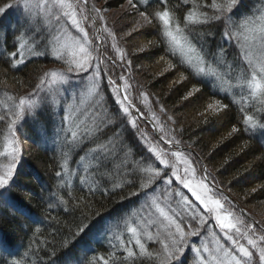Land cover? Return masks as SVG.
Returning a JSON list of instances; mask_svg holds the SVG:
<instances>
[{
  "label": "trees",
  "instance_id": "1",
  "mask_svg": "<svg viewBox=\"0 0 264 264\" xmlns=\"http://www.w3.org/2000/svg\"><path fill=\"white\" fill-rule=\"evenodd\" d=\"M116 1L120 4L128 2V0ZM10 2L12 0H0V6ZM89 2L93 4L95 1L89 0ZM167 2L168 7L175 11L182 26L185 14L194 3L204 5L199 10L207 11L209 16L212 15L211 9L207 7L211 4V0H167ZM260 3H264V0H243L235 15L239 17L249 9L254 10ZM133 5L139 13L146 12L149 15L163 8L159 0H132ZM15 14H17L15 10L9 9L0 17V99L7 107L12 105L9 97L18 98L33 92L40 76L51 66L59 63L52 57L50 51L43 47L47 45L48 36L46 34L35 36L32 33L35 43H39L38 47L44 51L43 55L12 67L6 53L14 50V31L19 27L16 25ZM98 22L100 27L106 22L112 32L120 31L115 25L117 22L112 23L113 26L107 18L102 24L100 20ZM90 24L93 26L91 32L95 31V25L91 20L87 21V26ZM150 27L143 31L146 41L149 42L147 50L143 53L134 51L137 47L132 44L139 39L135 38L139 35L126 39L128 42L126 44L134 47L133 50L115 37L118 46L126 51L125 59L131 61L130 67L122 64L116 57L111 48V37L101 32L103 48L101 49L98 44L96 48H99L101 54L113 57L116 63L105 60L101 64L104 80L102 92L108 99L106 113L108 112V116L113 118L114 122L109 126L101 127L96 134L98 139L89 136L71 152L66 143L57 145L59 138H62L57 135L54 139L55 135L53 136L54 127L60 125L59 115L56 116L58 111L45 99L41 100L42 103L35 117L26 115L17 125L16 132L22 153L13 181L10 182L8 189L0 194V201L5 199L2 203L6 204H0V232L11 237L13 255L9 256L7 252L0 251V264H6V261L13 258L22 260L23 264H89L94 256L101 255L109 258L110 264H158L154 255H137L132 260L125 256L122 249L111 247L105 239L99 242L91 241L97 236L94 234L95 230L85 235H76L77 226L82 219L88 218L92 224H96L99 219L109 217L112 223L117 220L122 221L139 208L144 200V194L140 192L139 195H131L139 190V179L132 171L135 165L131 162L143 161L163 169L148 152L145 144L156 142L153 144L160 149H167L165 143L157 138L153 128L141 120H137V127L133 128L128 123L127 117L122 113L118 114V105L114 101L107 77L111 76L118 82L117 77L121 73L131 85L127 90L129 99L155 123L162 139L166 142L173 140V144L179 141L177 145L195 151L200 159L195 160L193 153H188L193 159L195 158L192 160L197 164L198 174L202 175V164H204L211 181L231 197L230 200L235 206L233 210L240 215L239 210L243 208L256 221L257 228L259 225H264L247 207V204L264 202V135L259 131L253 134L244 130V114L232 102L233 97L239 99L241 95H247V89L242 90L236 86L237 89L233 88L226 94L210 80L194 75L192 70L180 62L179 55L169 51L159 34L155 20ZM220 33V23L212 22L193 29L191 35L193 42L198 41L197 47L202 46L206 58L214 65L215 58L223 47V62L219 71L236 85L237 72L240 68L246 69V62L241 58L242 53L235 43H225ZM161 58L167 64L174 65L171 68L177 73L187 77L184 79L185 82L175 81L171 73L162 75L157 65ZM121 83L123 84V81ZM193 87L199 88V91L185 99ZM144 94L147 95V102L144 100ZM216 100L228 107L219 113L206 111L205 107ZM161 106L164 111H161ZM5 108L0 109V114H5ZM244 108L247 114L264 123V111H258L259 104L248 101ZM187 109H190V122L185 118ZM7 123V119L0 121V150L8 135ZM161 125L163 132L159 130ZM233 127L239 128L240 131L233 133ZM110 139L116 144L115 151L108 158L101 157L99 164L102 167H98V161L93 159V153L89 149L94 148L98 143H107ZM62 152H70L71 172L79 168L80 156H84L85 159L91 156L86 160L90 164L89 170L84 172L80 169L77 176H70L71 181L67 175L63 178L57 177L56 173L61 171L59 165L63 162ZM125 158L131 166L121 164ZM3 164L4 159L0 157V165ZM84 173L88 176L87 181L90 182H81V178L85 177ZM114 184H120L122 187L114 188ZM160 185L162 181H157L153 188ZM151 190L148 189L149 192ZM252 190L255 192L250 194ZM214 193L220 198L217 191L214 190ZM50 197L55 200L49 199ZM61 198L64 202H61ZM241 199L245 202L243 203ZM224 203L228 208L229 204ZM97 212L101 217L95 216ZM243 219L245 223H252L244 216ZM208 221L209 218L200 227L198 236L204 233ZM187 222L189 221L186 220ZM192 224L194 228L198 226L196 222ZM146 248L152 254L161 251L157 243L148 244ZM194 261L192 252L186 249L181 260L173 264H194ZM254 263L260 264L259 256L254 255Z\"/></svg>",
  "mask_w": 264,
  "mask_h": 264
},
{
  "label": "snow or ice",
  "instance_id": "2",
  "mask_svg": "<svg viewBox=\"0 0 264 264\" xmlns=\"http://www.w3.org/2000/svg\"><path fill=\"white\" fill-rule=\"evenodd\" d=\"M159 2L163 5L162 10H156L151 15L140 12L143 22L152 25L155 20L159 34L169 51L174 55H179L180 62L192 70L194 75L210 80L214 86L227 94L231 92L233 84L219 71L223 62V47H221L215 58L214 65L212 61L206 58L202 46L197 47L198 41L193 42L191 35L192 30L198 26L212 22L220 23L221 39L225 43H235L242 53L241 58L246 62V69L240 68L237 72L236 86L242 90L246 88L247 95H241L239 99L233 97L232 102L244 114V130L253 134L259 131L261 135H264V123H261L253 115L247 114L244 108L248 101H252L260 105L258 111H264V8L249 9L248 12L237 17L235 12L243 0H211V4L207 5L212 11V15L209 16L207 11L199 10L204 5L194 3L193 7L185 14L182 26L175 11L168 7L167 0H159ZM128 3L132 5V0H128ZM9 9H13L18 13L16 25L19 26L14 31V50L6 53L12 67L24 64L29 56L42 55L43 53L36 51L35 38L32 33L37 32L38 29H51L55 32L52 41L48 42L52 54L57 61H61L66 65V69L63 71H46L40 76L32 93L18 98L9 97L12 100V105L5 108V114H0V121L6 119L8 121V137L5 139L2 150H0V157L7 159L8 162L0 165V190L8 189L10 182L13 181L17 163L22 153L16 128L26 115H32L33 117L37 115L40 108V101L37 97H40L43 93V99H47L49 94H52L54 98V95L59 93L62 86L71 83L69 73H75L79 76L81 73H87L90 69L93 70V76L89 78L87 92L90 97H99L101 64L105 60L111 61L113 64L116 63L113 57L101 54L98 47H93L92 41L89 39V33L84 27V23L89 20L94 25L97 20L105 21L103 12L107 9L102 10L96 7L95 4L90 5L89 0H12V2L0 6V17ZM92 13H95V17L92 16ZM61 24L64 27H60ZM68 25L79 33L78 36H73L70 41L62 39ZM10 27H13V25H10ZM100 32H104L107 37H111V48L116 57L122 64L130 67L131 61L125 59L126 51L115 42V34L107 27L106 22L97 29V39H100ZM169 67H174V65H169ZM117 79L123 81V84L119 85L111 76L107 77L114 101L118 105V114L122 113L127 117L128 123L135 128L137 127V120L131 112L134 105L129 100L127 92L131 85L122 73L118 75ZM184 79H187V77L181 74L180 81ZM198 91L199 88L193 87L185 96V99ZM144 100L147 102L146 94H144ZM227 107L228 105L216 100L207 105L206 111L219 113ZM78 111L79 109L76 106L68 105L59 129V132L64 133V140L69 146L70 152L74 151L89 136L98 139L96 134L101 127L114 122L113 118L108 116L106 110H104L103 103L89 118L90 123L86 120H79L76 115ZM161 111H164L162 106ZM153 118L155 119V114H153ZM169 119L172 118L169 117ZM159 130L163 132L162 125ZM238 131H240L239 128L233 127V133ZM168 143H173V140H169ZM175 143L179 144V141H175ZM115 148V142L110 139L107 143H98L89 150L93 153V159L98 161V167H102L99 164V159L112 156ZM148 151L159 164L164 165L165 168L170 167L172 170L169 174L152 163L131 162L135 165L132 171L139 179V190L131 193V195L136 196L143 192L144 204L138 212L122 220L124 231L129 234L130 239L126 242L123 236L114 233L112 238L117 241L113 245L114 248L122 249L125 256L132 260L137 255H154L158 264L179 262L186 249H190L195 253L198 264H253V251L250 250L251 248L257 251L260 264H264V225H259V228H257L255 223H245L243 210L240 209L241 214L238 215L233 210L235 206L230 198L218 189L216 191L220 197L219 199L206 197L193 190L187 176L190 171L194 172L195 169L192 168L191 160L182 151L172 152L171 155L178 162L185 165L184 178L179 174L176 163L169 164L166 158L167 153L162 149L151 145ZM70 152H62L61 159L63 162L59 165L61 171L56 173L57 177L63 178L65 175H72L69 166ZM79 159L83 161L85 157L80 156ZM121 164L131 166L126 158L121 161ZM87 167L85 165V171H87ZM101 175H104V173H101ZM173 177L180 185L191 191L192 196L203 206L204 212L179 190L169 193L168 196L174 195L180 198L176 201L177 208L180 211L172 207L169 199H161L154 194L155 188H153V185L157 181L171 185ZM205 180H208L206 168L201 183L205 191H211L212 189H209L208 184L203 183ZM81 182L87 183V177H82ZM209 183H212V181H209ZM113 187H122V185L114 184ZM215 187L213 184V188ZM150 188L152 189L151 192L148 191ZM61 202H64L62 198ZM224 202L229 204L228 208L225 207ZM144 212L148 213L147 218L143 215ZM95 216L99 218L101 214L97 212ZM210 217L214 218L223 236L231 243L232 247L225 248L221 245L215 234H213V238L216 240L215 249H210L207 243H201L197 247L192 242L191 238L199 235L200 227ZM110 220L111 218L104 217L99 219L96 224H92L90 219H82L77 226L76 235H85L94 230L96 235L105 232L109 228ZM186 220L189 222L186 223ZM192 222H196L198 226L194 228ZM153 225H155V234L150 230ZM145 238L149 241L159 242L161 251L155 254L150 253L145 246ZM241 240H246L247 246L241 243ZM133 241L138 248V252L130 246ZM12 248L13 241L11 237L0 232V251L7 252L9 256H12ZM101 262L102 264H110L109 258L102 255L99 257L94 256L89 264H101ZM6 264H23V261L13 258L6 261Z\"/></svg>",
  "mask_w": 264,
  "mask_h": 264
},
{
  "label": "rangeland",
  "instance_id": "3",
  "mask_svg": "<svg viewBox=\"0 0 264 264\" xmlns=\"http://www.w3.org/2000/svg\"><path fill=\"white\" fill-rule=\"evenodd\" d=\"M91 1H93V2L95 1L94 3H95L96 7L101 8L102 10L107 9V11L103 12V15H104L105 19L107 18L108 22L112 26H113V24H115L117 22L115 25L117 27V30L120 29V31L118 32L116 30H113V32L115 34V37H117L119 39V41H121V42L123 41V43L126 44V43H128V42H126V39H132L134 36L139 35V36L135 37V38L138 37L139 39H137V41H134V43H132L138 49L137 48L134 49V47H132L129 44H126V46L128 45L127 47H130L132 50L134 49V51L136 50V51H139L141 53H143L147 50L149 42L146 41V38H145L146 35H145V32H143V31L150 29L151 25L145 24L143 22V20L140 16V13L136 10V8H134L128 2L120 4V2H118L116 0H91ZM259 8H264V3H260L258 8H255V9H259ZM15 18H16V20L18 19V13L15 14ZM97 22H98V20H97ZM100 23L102 24V21H100ZM98 24H99V22H98ZM60 27H64V25L61 24ZM84 27L87 29V31L89 33V39L92 41L93 47L96 48L95 44L97 42L102 43L101 39H97V29L94 28L95 31L91 32V29L93 26L91 24L89 26H87V22L84 23ZM43 34H46L48 36V38L46 40L47 45L43 46V47L45 49H48L50 51V54L54 58V56L52 54L51 47L49 46L48 42L52 41L53 36L55 35V32L51 29H43V30L38 29L37 32L34 33L35 36L36 35H43ZM78 35H79V33H77L75 31V29H73L70 25H68L67 30L64 33L62 39L70 41L73 36H78ZM32 36H33V34H32ZM99 36H100V34H99ZM38 44L39 43H35L36 51L43 53L44 51L42 49H40V47H38ZM38 49H40V50H38ZM0 51H1V47H0ZM38 56H40V55H38ZM38 56H29L26 59V61L28 59L38 57ZM58 62H59L58 64L51 66L47 71H50V70L63 71V70H65L66 65H64L61 61H58ZM157 65H159V68L162 71V75H164L166 73H169V74L171 73L173 75V78H175V81L185 82V80L180 81L181 74L177 73L176 70L169 67V64H167V62L165 60H163V59L158 60ZM69 76L71 77V83L69 85L62 86L60 88L59 93L54 95V98H53L52 94H49L47 99H45V100L51 102L54 105L55 110L58 111L56 116L59 115L60 125L58 124V126L54 127L53 136L55 135L54 139H56L57 135L59 137H62V138H59L60 141L59 140H58V142L56 141L57 145H59V144L61 145V144L65 143L64 133L59 132V129L61 127L62 117L65 115L68 105L71 104V105L76 106L79 109V111L76 114L77 118L79 120H86V122H88V123H90L89 118L92 116V114L94 112H96L99 109V106L101 103H103L104 110L107 109L106 103H107L108 99L104 96L105 94L102 92V84L104 81L102 71H101L100 78H99L100 94H99V97H96V98L90 97L88 95V92H87V88L89 85V78L93 76V70L92 69H90L87 73H81L79 76H77L75 73H69ZM237 87H236V85H233L232 89L233 88L237 89ZM238 91L241 92L240 89H238ZM30 93H32V92H30ZM195 94H196V92L192 96H194ZM241 94H243V93H241ZM25 95H27V94H25ZM25 95H23V96H25ZM43 96H44V94L42 93L40 97H37V99L40 101V105L42 103L41 100L43 99ZM192 96H190V97H192ZM190 97L188 96V98H190ZM6 102H8V100ZM44 102H46V101H44ZM2 107H7V106L0 99V109ZM205 108H207V106ZM189 110L190 109H187V115L185 116L187 122L191 121V118H190L191 115H190ZM131 111H132V109H131ZM210 112L214 113L213 111H210ZM107 115H108V112H107ZM106 126H109V124ZM7 137H8V135L6 136V138ZM153 143H156V142H153ZM153 143L152 142L145 143L147 150L149 149V147L151 145H154ZM154 146H156L158 149H160L156 144ZM163 151L165 153H167L166 158L168 159L169 164L171 165L172 163H176V166L179 169V174L181 175L182 178H184V176H185V173H184L185 165L183 163L178 162L176 160V158L171 155L172 152H176L179 150L177 148H174V147H172V148L167 147V149H165ZM183 153L185 156H187L191 160L192 168L195 169L194 172L190 171L188 173V176H187L188 180L192 184V189L197 191L198 193H201L202 195H204L206 197H211L212 199H219L216 197L214 190L209 186V184L206 182V180L203 181V183H207L209 189H212V190L211 191H205L203 188V184L201 183V181L203 179V173H202V175L198 174L197 164L193 162V160L195 158H196L195 160L200 159L198 154L195 151L191 152V153H193V155L195 157L193 159V157L190 156L191 154H189L188 152H187L188 154L185 152H183ZM90 158H91V156H87V158L85 160L81 161L79 164V168L75 172H72V175L74 176L75 174H78L80 169L83 170L84 172H87L90 168V164L87 163L86 160H88ZM153 158H155V157L153 156ZM3 159H4V164H6L8 162L7 159H5V158H3ZM19 159H20V157H19ZM18 163H19V160H18ZM18 163H17V166H18ZM85 165L88 166L87 171H85ZM161 166L166 173L170 174V172L172 170L170 167L165 168L164 165H161ZM156 167L160 168L159 166H156ZM202 171H203V166H202ZM85 177H87V179H88V176H86V174H85ZM67 178L69 179V181L72 180V178L70 176H68ZM88 182H90V181H87V183ZM258 187L259 186H257V188ZM176 190L183 192V194L190 201H192V203L195 206H197V207L202 206L199 204V201H197L195 199V197L192 196L191 191H189V189L184 188L182 185L179 184V182L175 181L174 177H173V183L171 185H166L164 182H162V185L155 188L154 194L159 196L161 199H166V198L169 199L171 204H172V207L177 208L176 201H178L180 198L178 196H174V195L171 197L168 196L169 193H174ZM2 191L3 190H0V193ZM254 192H255V190H252V192H249V193L251 194ZM49 199L55 200V198H53V197L52 198L50 197ZM241 201L243 203L245 202L243 199H241ZM2 202H5V199H3ZM2 202L0 204L6 205L5 203H2ZM143 204H144V200L141 203V205L139 206V208L134 210L133 212H131L129 214V216L138 212L143 207ZM247 205H248L247 207L249 208L251 213L253 215H256L255 217L257 219H259L260 222L264 223V202H262V201L261 202H254V205H249V204H247ZM177 211H180V209L177 208ZM143 215L145 216V218H147L148 213L144 212ZM129 216H127V217H129ZM206 228L208 230L204 231V233H202L200 236H197L195 238H193V237L191 238L192 242H194L197 247H199L201 245V243H207L210 249H215L216 248V240L213 238V234H215V237L219 239V243L221 245H223L225 248L232 247L231 243L229 241H227L226 238L223 236V233L220 231L219 226L215 223L214 218H212V217L209 218V221L207 223ZM150 230L153 232V234H155V225H153ZM114 233L123 236V238L125 239L126 242L130 239L129 234H127L124 231L123 222L120 220H117L115 222L110 223L107 231L99 233L96 237H93L91 241L99 242L103 239H106L109 243H111L112 245H115L117 243V241L112 238ZM240 242L244 243L247 246L246 240H241ZM144 243H145V246H147L148 244L152 245L153 243H157L158 245H160L159 242H157L155 240L149 241V240H147V238L144 239ZM111 244H110V246L113 247ZM130 246L133 248L134 251H138V248L135 246L134 241ZM250 250L253 251V264H255L254 263V254L256 256H258V253L254 249L250 248ZM192 254L194 255V259H195L194 264H198L197 257L195 256V253L192 252Z\"/></svg>",
  "mask_w": 264,
  "mask_h": 264
}]
</instances>
